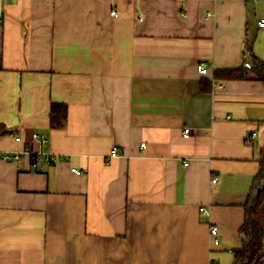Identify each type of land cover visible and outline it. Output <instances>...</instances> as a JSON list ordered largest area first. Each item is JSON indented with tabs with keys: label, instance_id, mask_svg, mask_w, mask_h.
Listing matches in <instances>:
<instances>
[{
	"label": "crops",
	"instance_id": "0c3cea01",
	"mask_svg": "<svg viewBox=\"0 0 264 264\" xmlns=\"http://www.w3.org/2000/svg\"><path fill=\"white\" fill-rule=\"evenodd\" d=\"M260 18L264 0H0V154H21L0 157V264H232L264 83L213 76L264 61Z\"/></svg>",
	"mask_w": 264,
	"mask_h": 264
},
{
	"label": "trees",
	"instance_id": "16d2710c",
	"mask_svg": "<svg viewBox=\"0 0 264 264\" xmlns=\"http://www.w3.org/2000/svg\"><path fill=\"white\" fill-rule=\"evenodd\" d=\"M251 67L217 69L213 78L216 80H256L264 83V61L253 56ZM1 69V56H0ZM203 90H208L207 82H202ZM67 107L64 103L53 102L48 109L49 127L63 128L66 123ZM7 133L0 124V135ZM258 171L252 179L247 193V202L243 205V222L239 226L240 247L233 251L232 264L264 263V146L257 158Z\"/></svg>",
	"mask_w": 264,
	"mask_h": 264
},
{
	"label": "built area",
	"instance_id": "2783aa9c",
	"mask_svg": "<svg viewBox=\"0 0 264 264\" xmlns=\"http://www.w3.org/2000/svg\"><path fill=\"white\" fill-rule=\"evenodd\" d=\"M111 15L115 16L116 15V10H112L111 11ZM257 26H259L260 28H264V18H260L258 19L257 22ZM243 63V67L245 68H250L251 67V63L249 61V58L247 56L243 57L242 60ZM196 70L199 74H206L208 72V68L206 65H204L203 63L198 64V66L196 67ZM189 132H190V128L187 127H183L182 129V137L183 138H187L189 136ZM32 138L34 140H38L40 142H44V139L36 134H32ZM249 138L253 139V133L249 134ZM16 140H19L20 138L18 136L15 137ZM143 146V145H142ZM24 153H29L30 154V158L32 159L33 162V166H35L37 169H40L41 167H43L44 165H49V164H54L57 161V158L55 155L48 153V152H34L29 150L28 147L25 148ZM116 154V149H112L110 152V156H114ZM21 154L17 153V152H4L0 154V157L4 160H14V161H18L20 158ZM72 172L76 173V174H80L81 172L78 169L73 168ZM212 182L215 181V179L211 180ZM199 211L201 213H206L207 210L204 207H200ZM209 231H208V236H209V242H211L212 246H219L220 242L218 240V227H216L215 225L211 224L209 225ZM210 264H222L219 261H212Z\"/></svg>",
	"mask_w": 264,
	"mask_h": 264
}]
</instances>
